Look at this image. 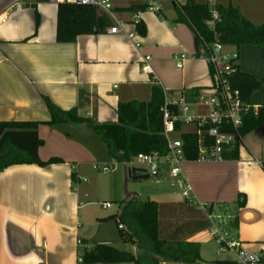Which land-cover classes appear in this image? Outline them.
I'll use <instances>...</instances> for the list:
<instances>
[{
	"label": "crops",
	"instance_id": "1",
	"mask_svg": "<svg viewBox=\"0 0 264 264\" xmlns=\"http://www.w3.org/2000/svg\"><path fill=\"white\" fill-rule=\"evenodd\" d=\"M50 1L23 0L7 10L6 5L0 6V122L39 123V137L44 141L40 159L62 160L46 167L14 165L0 174V264H78V241L89 248L91 235L80 234L81 196L75 184L81 181L84 167L107 164L105 159L111 158L104 142L85 126L48 125L51 116L46 98L63 110L79 108L82 117L116 123L119 104L149 102L155 83L172 98L184 96L190 103L202 94L209 95L213 85L211 67L203 58H189L182 69L176 67V56L192 57L198 49L192 29L173 23L177 18L174 4L175 13L169 15L160 0H156L159 12H140L142 34L134 24L131 7L146 0H111L112 15L98 10L109 19L106 27L62 44L57 42L59 4ZM197 3L208 4L209 0ZM216 3L236 6L255 25L264 23V7L246 13L233 0ZM118 24L124 31L110 34L108 30ZM131 32L137 33L134 41L127 37ZM225 47L227 55L239 54V72L259 84L248 104L264 109L263 48ZM146 56L151 57L153 75L143 70ZM238 85L242 92L248 84ZM81 92L88 95L82 104ZM191 133L196 132L184 134ZM242 144L237 160L186 162L184 174L201 204L234 210L241 195L245 196V206L238 211L237 235L244 249L260 254L264 264V169L260 164L264 162V127L244 137ZM154 183L147 201H184L179 182L162 177ZM129 197L140 199L138 194ZM202 234L189 241L200 245L209 241L204 235L198 239ZM132 246L136 255L137 246ZM226 261L236 262V257Z\"/></svg>",
	"mask_w": 264,
	"mask_h": 264
},
{
	"label": "trees",
	"instance_id": "2",
	"mask_svg": "<svg viewBox=\"0 0 264 264\" xmlns=\"http://www.w3.org/2000/svg\"><path fill=\"white\" fill-rule=\"evenodd\" d=\"M177 18L173 23L187 24L196 35L198 52L201 58L209 54L208 46L220 41L224 46L240 49L244 45H259L264 53V23L253 24L243 13L233 6H217L220 18L213 25L211 8L208 4H199L195 0H186L178 6L173 0ZM147 3L135 4L134 12H146ZM109 23L106 15H99L98 9L88 5L59 4L57 23V42L74 43L82 35H93L95 29L101 31ZM39 24V22H38ZM139 31L145 34L142 23ZM239 82H246L247 88L242 90V98L249 103L253 90L259 87L257 81L239 71L233 79V85L239 88ZM244 84V83H243ZM197 90H192L196 94ZM167 93L159 84L152 87L149 102L132 101L120 103L117 109L116 123H99L97 119L80 116L79 108L63 110L46 98V106L51 116L48 125L85 126L97 135L106 145L109 157L118 164H128L139 154L168 153V139L164 133L163 108ZM88 98L81 92L80 101ZM170 109L178 112L176 106ZM264 127V109L257 115L245 116L240 134L244 137ZM39 123L35 122H0V174L14 165H38L46 167L60 163L59 158L44 162L39 157V149L44 141L38 133ZM227 132L235 133L232 127ZM182 140L188 162H196L199 158L198 136L194 133L183 134ZM212 140L208 139L207 144ZM241 143L227 147L223 159L237 160ZM264 169V164L262 165ZM245 196L240 197L236 209H229L233 218L232 227L237 232L238 211L245 206ZM105 220H115L120 229L123 242L137 246L138 252L121 251L117 248L98 244L88 249L87 244L79 252L83 255V264H199L201 245L189 239L209 227L206 214L187 200L173 203H158L131 198L126 201L118 215ZM213 264H237L234 261H216Z\"/></svg>",
	"mask_w": 264,
	"mask_h": 264
},
{
	"label": "built area",
	"instance_id": "3",
	"mask_svg": "<svg viewBox=\"0 0 264 264\" xmlns=\"http://www.w3.org/2000/svg\"><path fill=\"white\" fill-rule=\"evenodd\" d=\"M23 0H0V6L6 5L5 10L12 9L14 6L22 3ZM57 4H76L88 5L111 14V0H52ZM135 1V0H131ZM148 11L159 12L161 7L156 0H146ZM213 17L212 25L219 20L220 15L217 10L216 0H209ZM140 12H135L134 24L138 27L141 23ZM1 19V16H0ZM110 34L123 32L120 24L110 28ZM137 33L127 34L129 40L134 41ZM140 47V43H136ZM224 45L220 41L214 42L208 46L209 54L201 58L205 59L211 67L213 80L212 90L209 95H200L194 103H190L184 96L172 98L167 94L163 112L164 133L168 139L169 151L165 155L159 153L139 154L132 162L126 164L134 166L138 164L146 170V173L155 179L169 177L180 183L182 187V197L189 203L200 208L205 214L209 227L204 230V238L214 241L218 246L217 253L232 252L236 256L237 264H263V258L260 254L247 251L243 247L237 232L232 227L233 218L225 207L215 204H201L193 196V189L187 182L184 174V165L187 161L186 150L182 138L172 141L170 136L181 129L184 125L194 124L197 127L196 135L198 136L199 158L197 162H211L223 160V153L227 147L237 143H243V136L240 129L244 124L245 116L250 113L257 115L261 107L252 106L246 103L242 98L240 88L233 85V79L238 69L239 54L234 53L227 55L224 51ZM197 59L195 56L180 54L175 57L176 67L182 69L188 59ZM151 57L146 56L143 60L142 67L145 73L154 74L150 64ZM177 107L178 112L170 109V106ZM206 108V115L199 114L198 108ZM227 127H232L235 133L227 132ZM211 139L212 143L207 144ZM261 165L264 162H260ZM94 170L103 174L114 171L111 165L95 164ZM104 209L111 208L110 203H104ZM79 227L81 225L79 224ZM119 229H124L119 225ZM79 249L82 251L85 247L81 240L78 241ZM89 249V248H88ZM78 264H83L82 252L78 257ZM199 264H205L203 262Z\"/></svg>",
	"mask_w": 264,
	"mask_h": 264
},
{
	"label": "rangeland",
	"instance_id": "4",
	"mask_svg": "<svg viewBox=\"0 0 264 264\" xmlns=\"http://www.w3.org/2000/svg\"><path fill=\"white\" fill-rule=\"evenodd\" d=\"M196 2H200L202 0H195ZM230 0H228L229 2ZM237 3L241 4L244 7V12L253 13L261 10L264 7V0H233ZM54 2V1H50ZM174 2H176L174 0ZM178 2V1H177ZM176 2V3H177ZM180 4H185L186 0H179ZM161 6L164 8V12L166 15L171 14V12L175 13V9L173 7V0H160ZM233 6L231 4L228 5ZM237 8L236 6H233ZM241 11V10H240ZM148 13H152L148 11ZM143 13V12H142ZM141 13V14H142ZM155 14V13H153ZM260 22L259 25H261ZM227 47H224V51H226ZM240 60H238L239 63ZM263 63H264V53H263ZM261 91L258 89L255 92ZM199 114L206 115L208 113L206 108H198ZM197 127L194 124L184 125L182 128L172 133L170 139L172 141L180 139L184 133L196 132ZM254 137H249V141ZM243 148V144L240 146V150ZM106 165H112L114 171L103 174L99 171L94 170L93 165L95 164H103V163H95L92 165H87L84 167L81 174V181L79 184H75V187L78 189V192L81 196V208H80V223L82 228L80 229V234L84 236V234L91 235L89 248H93L98 244L105 243L106 245H111L118 250L127 251L135 253L136 249L130 243H125L122 241L118 223L115 220H104L109 217L117 215L124 203L129 200V196L140 195V200L147 201L152 193V189L155 185V178L150 177L149 180H134L129 177V169L136 167L140 168L141 166L135 164L134 166H124L122 164H118L115 161L113 162L111 159L106 158ZM181 191V190H180ZM110 203L111 208L104 209L103 204ZM220 205V204H218ZM233 206V204H231ZM103 220V221H102ZM203 236L200 235L198 239ZM202 239V238H201ZM218 246L214 241H203L201 244V255L205 264H213L216 261H226L228 259H235V254L232 252H223L217 253ZM170 264H176L171 263Z\"/></svg>",
	"mask_w": 264,
	"mask_h": 264
},
{
	"label": "water",
	"instance_id": "5",
	"mask_svg": "<svg viewBox=\"0 0 264 264\" xmlns=\"http://www.w3.org/2000/svg\"><path fill=\"white\" fill-rule=\"evenodd\" d=\"M98 32V29H95V33ZM129 177L134 180H143V179H149L150 176L146 173V170L143 168H130L129 169Z\"/></svg>",
	"mask_w": 264,
	"mask_h": 264
}]
</instances>
